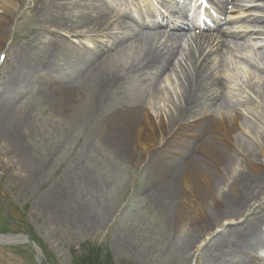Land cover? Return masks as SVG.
I'll return each instance as SVG.
<instances>
[{
	"label": "rangeland",
	"instance_id": "obj_1",
	"mask_svg": "<svg viewBox=\"0 0 264 264\" xmlns=\"http://www.w3.org/2000/svg\"><path fill=\"white\" fill-rule=\"evenodd\" d=\"M1 1L7 10L0 32V107L9 98L4 80L21 56L25 81L4 117L6 126L16 133L17 143L0 140V235L15 238L24 234V228L29 230L42 250V264H71L83 246L94 245L106 249L114 264H220L201 252L207 242L203 235L187 255L179 254L172 244L184 232L200 231L203 216L188 205L192 194L183 184L185 167L193 164V181L208 195L207 185L197 175L203 155H195L199 140L180 128L145 150L132 125L119 116H85L77 104L60 106L48 90L52 82L40 80L33 72L38 59L57 49L58 29L47 26V15L37 12L42 0H11V5ZM242 3L262 9H250L248 16L264 18L263 1ZM0 11H5L4 7ZM115 20L111 21L113 25ZM247 23L242 28L250 31L252 27L248 28ZM261 29L264 31V24ZM83 32L78 28L64 37L70 40V55L77 52L71 59L73 70L64 73L73 79L82 55L91 48ZM254 39L250 44L242 40L246 45L230 55L228 63L243 81L260 84L264 73L244 64L245 57L255 62V56L264 51ZM33 43L35 51L30 48ZM37 45L45 47L38 51ZM32 53L38 57L30 65L28 57ZM228 92L236 94L231 89ZM244 108L255 113L250 105ZM152 115L156 117L154 112ZM258 125L241 117L239 128L231 134L232 141L258 153L247 138L259 137L262 132ZM189 142L191 153L182 160L179 155L187 152ZM195 156L199 159L193 161ZM168 163L181 166L166 170L164 165ZM216 167L215 163L209 164L211 176H219ZM5 200L10 204L11 223L4 218ZM55 201L60 207H53ZM186 218L189 222L182 224L180 220ZM227 219L224 225L243 221ZM221 226L214 227L215 233L221 232ZM261 254L264 256V251ZM0 264L35 261L28 245L10 244L0 245Z\"/></svg>",
	"mask_w": 264,
	"mask_h": 264
},
{
	"label": "bare ground",
	"instance_id": "obj_2",
	"mask_svg": "<svg viewBox=\"0 0 264 264\" xmlns=\"http://www.w3.org/2000/svg\"><path fill=\"white\" fill-rule=\"evenodd\" d=\"M136 1L42 0L37 12L47 15V26L58 29L55 35L57 49L38 59L39 63L34 66L33 72L40 80L52 82L48 90L60 106L77 104L82 106L81 114L85 116L117 115L132 125L139 144L145 150L156 146L157 140L164 139L167 133L180 128L186 129L192 138L195 136L199 140L195 155L203 154L197 175L207 185L208 195L193 181V175H196L192 173L196 171L192 170L193 164L185 167L183 184L192 194L188 205L194 213L200 212L203 218L200 231L184 232L183 237L173 240L172 244L179 254L187 255L193 252L203 235L207 242L201 252L204 251L211 260L220 264H255L258 261L262 264L264 82L255 84L243 81L241 76L234 74L235 70L228 60L230 55L243 49L246 42L250 44L253 40L251 37H264L256 25L263 19L253 20L256 23L253 29L256 31L249 34L238 32L226 35L219 32L188 38V33L178 31L166 36H142L128 23L138 19L130 8L122 13V17L119 14L113 17H119L115 25L111 22L113 18L110 13L113 10L127 7L130 2L136 6ZM233 1L218 0L216 4L223 12ZM244 1L255 3L257 0H235L234 8L244 9L241 4ZM5 2L11 5V0ZM4 5L0 0V7L5 10L0 11V32H3L1 21L5 19L7 10ZM256 9L262 10L259 7ZM172 18L179 20V17ZM78 28L85 30L82 35L89 38L91 48H87L82 55L76 79H73L64 73L69 71L70 74L73 70L71 59L77 52L70 55L67 46L68 42L71 43L64 37L71 36ZM128 33L133 39L131 45H128ZM229 38H247L248 41L239 43ZM33 46L34 43L30 48L35 51ZM44 47L37 45V50L41 51ZM260 48L264 49V46ZM30 55L28 60H31V65L38 55ZM255 57V62L248 59L244 62L264 73V51ZM22 59V56L18 57L17 64L12 66L4 80V91L9 94V98L0 107V140L12 144L17 143V136L13 129L6 126L4 117L25 81ZM230 89L236 94L230 95ZM247 90L248 93L245 92ZM161 103L166 104L162 107ZM247 105L252 106L255 113L245 109ZM241 117L259 124L262 132L259 137L247 136L258 153L231 139L232 132L239 128ZM188 145L190 142L186 147L187 152L179 155L182 160H186L191 153ZM195 159L199 158L195 156L193 161ZM212 163L217 164L219 176L209 174V164ZM170 164L172 167H168ZM178 165L168 163L164 166L166 170H176L181 166ZM203 200L210 207L206 208ZM56 203L53 207H60ZM227 218H243V221L236 225L233 222L224 225L223 221H228ZM187 221V218L180 220L185 225ZM218 224H222L221 232L215 233L214 227ZM3 239L6 243L13 242L11 238Z\"/></svg>",
	"mask_w": 264,
	"mask_h": 264
},
{
	"label": "trees",
	"instance_id": "obj_3",
	"mask_svg": "<svg viewBox=\"0 0 264 264\" xmlns=\"http://www.w3.org/2000/svg\"><path fill=\"white\" fill-rule=\"evenodd\" d=\"M35 242L37 243L36 240ZM71 264H114V262L106 249L94 245L90 248L83 246L82 253L76 254Z\"/></svg>",
	"mask_w": 264,
	"mask_h": 264
},
{
	"label": "water",
	"instance_id": "obj_4",
	"mask_svg": "<svg viewBox=\"0 0 264 264\" xmlns=\"http://www.w3.org/2000/svg\"><path fill=\"white\" fill-rule=\"evenodd\" d=\"M3 238H6V237L0 236V245L13 244V243H16V241L14 239H21L24 243H28V244H30L32 246L34 255H36L37 247L33 243V241L30 239V237H29L28 234H26L25 236L16 237L14 239L11 238V240H13L12 243H6V241H4ZM36 262H37V264H39V262L37 261V259H36Z\"/></svg>",
	"mask_w": 264,
	"mask_h": 264
}]
</instances>
